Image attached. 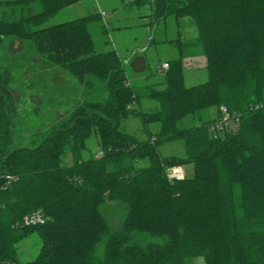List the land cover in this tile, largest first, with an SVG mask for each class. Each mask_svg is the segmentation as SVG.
I'll return each instance as SVG.
<instances>
[{
	"label": "trees",
	"instance_id": "obj_1",
	"mask_svg": "<svg viewBox=\"0 0 264 264\" xmlns=\"http://www.w3.org/2000/svg\"><path fill=\"white\" fill-rule=\"evenodd\" d=\"M80 1H0L20 11L0 14V46L7 37L32 41L82 88L64 118L21 145L13 76L0 68V260L20 261L18 244L37 234L40 252L23 264H264V0H122L149 3L154 21L177 28L167 42L178 56L161 83L143 88L116 49L96 51L100 11L43 27ZM186 22L195 36H183ZM195 56L208 79L189 86L185 59ZM145 96L155 110L142 107ZM222 106L233 123L214 132ZM131 117L145 138L123 128ZM91 137L100 152L85 158ZM178 141L183 155H163ZM187 165L192 175L169 178ZM35 213L46 222L26 224Z\"/></svg>",
	"mask_w": 264,
	"mask_h": 264
},
{
	"label": "rangeland",
	"instance_id": "obj_2",
	"mask_svg": "<svg viewBox=\"0 0 264 264\" xmlns=\"http://www.w3.org/2000/svg\"><path fill=\"white\" fill-rule=\"evenodd\" d=\"M151 8L149 3L138 6L122 0H81L63 8L43 27L76 19L90 11H100L103 20L91 25L96 51L116 49L125 62L130 82L136 87L143 88L150 83H161L163 81L161 70L164 64L178 56L177 47L167 42L177 35L174 20L169 19L160 23L154 21ZM38 9L40 5L35 4L27 13L36 12ZM19 12L18 10L14 14L13 5L0 3V14L10 19L17 18ZM185 25L183 36L187 38L195 36L196 30L188 26L187 22ZM155 38L156 41H153ZM47 63L36 51L32 41L7 37L0 46V68L8 69L13 76L11 88L17 102L14 127L18 144H33L31 141L35 134L55 123L53 121L64 118L66 111L71 110L82 93V88L73 75L62 67H49ZM185 67L187 85H196L208 79L204 57L186 58ZM29 95H32L30 99L32 103L29 102ZM100 95L105 98L106 92L101 91ZM141 102L147 111L158 107L157 101L147 96L143 97ZM211 113L214 115L215 110L212 109ZM123 128L140 138L146 137L142 123L137 117L125 121ZM98 152H100L98 139L91 137L87 142L84 157L88 158ZM161 152L163 155H183L184 149L182 143L178 141L166 143L161 147ZM67 161L70 162L71 158ZM183 168L187 176L194 172L192 165ZM110 218L115 221L114 216ZM41 245L42 241L37 234L22 240L17 247L20 261L25 263L34 260L40 252ZM193 264L205 263L202 258H198Z\"/></svg>",
	"mask_w": 264,
	"mask_h": 264
},
{
	"label": "built area",
	"instance_id": "obj_3",
	"mask_svg": "<svg viewBox=\"0 0 264 264\" xmlns=\"http://www.w3.org/2000/svg\"><path fill=\"white\" fill-rule=\"evenodd\" d=\"M169 64L166 62L163 66V68H168ZM223 112V117L218 120L214 126H212V130L214 132H217V130H223L228 125L232 124V116L230 112L228 111L227 107L222 106L221 107ZM168 176L171 179H183L186 176L185 169L182 166H173L168 171ZM24 222L28 225L33 224H42L46 222V219L44 216L40 214H31L24 218ZM0 264H23L21 261L16 260H0Z\"/></svg>",
	"mask_w": 264,
	"mask_h": 264
},
{
	"label": "crops",
	"instance_id": "obj_4",
	"mask_svg": "<svg viewBox=\"0 0 264 264\" xmlns=\"http://www.w3.org/2000/svg\"><path fill=\"white\" fill-rule=\"evenodd\" d=\"M27 90H29V89H27ZM31 96H32V95H29V102H30V103H32L31 100H30V99H31Z\"/></svg>",
	"mask_w": 264,
	"mask_h": 264
}]
</instances>
